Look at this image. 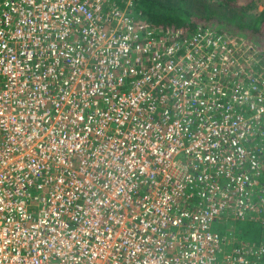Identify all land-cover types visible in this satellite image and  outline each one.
<instances>
[{
	"label": "built area",
	"instance_id": "obj_1",
	"mask_svg": "<svg viewBox=\"0 0 264 264\" xmlns=\"http://www.w3.org/2000/svg\"><path fill=\"white\" fill-rule=\"evenodd\" d=\"M251 58L131 0H0V264H264Z\"/></svg>",
	"mask_w": 264,
	"mask_h": 264
},
{
	"label": "trees",
	"instance_id": "obj_2",
	"mask_svg": "<svg viewBox=\"0 0 264 264\" xmlns=\"http://www.w3.org/2000/svg\"><path fill=\"white\" fill-rule=\"evenodd\" d=\"M136 19L169 31L179 29L192 34L198 29H211L218 35H231L235 28L244 31V40L264 59V0H131ZM243 15L247 22L241 24ZM231 22V24H226ZM262 27H256L257 25ZM234 237L238 241L261 242L260 228L253 222L236 226Z\"/></svg>",
	"mask_w": 264,
	"mask_h": 264
},
{
	"label": "rangeland",
	"instance_id": "obj_3",
	"mask_svg": "<svg viewBox=\"0 0 264 264\" xmlns=\"http://www.w3.org/2000/svg\"><path fill=\"white\" fill-rule=\"evenodd\" d=\"M247 17H248V15H243L241 17L240 23L243 24V23L247 22L248 21L247 20ZM228 23L231 24V22H226V24H228ZM256 27L259 28V27H262V25L259 24ZM233 32H235V33H232L234 35L235 34H238V35H236L237 38L234 37V36L228 35V34L227 35L230 36V37H232V39H234L237 42V44L240 45L241 48H243V50H244V52L246 54H250L251 55V57H252L251 60L252 61L255 59L256 62H257V64H258V66L261 67V68H263L264 67V59L259 58L258 57L259 56L258 55V52L251 45L247 44L245 42V40H244V37H245V33L246 32L240 31L239 30V27L235 28ZM212 231L218 233L222 237H225V239L228 238L229 233H232V229L230 227H227L225 221L215 222L212 225ZM220 257H221V255L218 254V258L219 259H220Z\"/></svg>",
	"mask_w": 264,
	"mask_h": 264
},
{
	"label": "clouds",
	"instance_id": "obj_4",
	"mask_svg": "<svg viewBox=\"0 0 264 264\" xmlns=\"http://www.w3.org/2000/svg\"><path fill=\"white\" fill-rule=\"evenodd\" d=\"M237 226V225H236ZM235 229H236V227H235ZM235 232V231H234Z\"/></svg>",
	"mask_w": 264,
	"mask_h": 264
}]
</instances>
